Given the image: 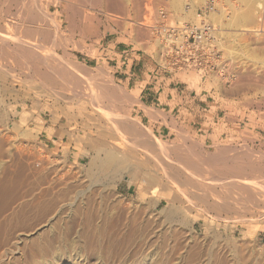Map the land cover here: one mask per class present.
<instances>
[{"label": "rangeland", "instance_id": "obj_1", "mask_svg": "<svg viewBox=\"0 0 264 264\" xmlns=\"http://www.w3.org/2000/svg\"><path fill=\"white\" fill-rule=\"evenodd\" d=\"M82 1H84V2H82ZM82 1L81 0H78V1L74 0V1H69V3L67 2L72 7V8L69 7L70 8L69 9L65 6V4H67L66 0H57V1L56 0L55 1L54 0H36V2H35V0H31V1L30 0H0V12H2L0 14V28H1V24H2L1 29H4L3 30L4 32L0 30V33L1 32L3 33V34H0V36H1L0 37L1 38L0 44L2 43L0 45V49H2L1 46L4 44L2 51L0 50V73H1L0 74V190H1L0 195L3 193L0 196V200H2V201H0V208H1L0 209V216H2V217H0L1 218L0 223L4 222V220L7 217L11 216L14 209L19 210L20 207H18V206H20V205L23 206L25 203L22 205V202L23 201L27 202V200H28L27 204H25L22 208V210H23L24 207L26 206L25 207L26 209H24V211H22V213H21V215L23 217L20 215L21 220L27 219L26 221H27L28 225L33 224V226H34V224H35L36 228L39 227L38 225H41L40 223L43 222L42 221L43 218L44 219L46 218V220H52L49 227H43L37 233L31 234L27 238L25 237L24 242L21 244L22 247L25 248L24 251L26 254H28L27 257L30 258L31 264H34V263H36V264H165L166 260H168V262H170L171 259L172 260L170 263L174 262V264H175V243L174 242L177 240L179 242L182 241L183 244L186 242L188 243V241L191 240L190 241L191 245L197 244V246L195 247V249H196L195 252L199 251V248H200L199 245L202 246V245H205V243H206V246L209 247L211 244H213L215 242L216 244L214 243L215 245L213 244L214 246L213 245L212 246L214 248L219 249V253L221 255H223L225 257V259H227L225 264H227V263L228 264H240L241 262H242L241 264H264V217H263L264 216L263 215L264 214V205H263L264 204V188H263L264 187V184H263L264 183V177H263V181L261 180L262 179L261 177L263 176L264 173L261 174V172L256 171L255 173H257V174H252L254 179H259V183H262L261 187H258L255 185V188H254V185L252 186V185L245 184L248 189L247 188H244V189L250 191L251 189L254 188L253 190H255V192L257 193L256 195H259V193H260V196H261V197L258 196L259 200H257L258 197L253 198L251 196L252 198L250 199V202H251L250 203L249 201H243L242 198H239V197L243 196L241 194H244L243 198L245 200H247V198L248 199L250 198V196L248 197V195H249L248 191L244 190L243 186L240 183H246L245 179L246 180H249V179L254 180L252 178V176L248 177V175H245V177L242 176L244 179L238 178L241 180H237L235 178H231V179L229 178V180H227V178L225 179V177H222L219 175V171H218L215 164L208 162L210 159H213V157L218 158L219 152H220V154H222V155H220V156H222L221 159H223L226 162L227 161L230 162V164H232V161L235 158L238 160L241 158V160H239V162L246 161V162H249L250 164H254V165H262V163H263L262 166H264V158H263L264 157V147H263L264 146L263 145L264 144V12H262L263 14H261V12L259 11L260 8H262V7L264 8V1L263 0H251V2L253 1L252 3L254 5V7H253V5H247L246 6L240 0H230V3L225 2L226 0H224V1L220 0L219 1V3H221L223 8L227 9V10L226 9L225 10L229 14V16H231L232 13L235 12V10H237V12H238V10H244L242 8H245V10H246V7H247L246 11H249V12L252 11L251 12L252 16L251 15L250 16H251V18H253L255 16L254 19H256V21L254 20V22L252 24L250 22L252 20L251 19L249 21L250 24L245 23L244 25H246V24L247 25L241 27L239 25L225 24V22L223 23L221 20L219 22V19L214 20L218 26L219 32L221 33V34L219 33L220 34V40L222 39L220 41V45L221 46L224 45L222 48L220 46L221 54H222V62H224V63H221L222 64L221 66L224 67V69H226V73L224 72V76H223L220 73V71L218 70L216 72L210 73L209 74L210 76L207 74L205 77H207L208 85L214 89L216 100L219 103L223 104V106H225V108L228 110V112H230L231 114L234 113L235 115H238L240 117V122L244 125V127L241 128L240 126H238L239 129H237V131L234 132V133H237V136L229 138L228 141H226V142H224V141L218 142L216 140L215 142L212 143V145H211V143H207V142L203 141V139H201V140L198 139L196 135H194L190 132H184V131H183V133L179 132L180 134L177 136H174V135H172V136L156 135L152 131V129L150 127H148L141 120L140 116L137 114L138 98L136 97V94L134 92H132L130 89H128L127 87H125L122 83H119L116 80L115 76L113 75L112 69L109 67L106 60H103V58H101L103 55L100 54V52L98 50V46H97L98 43L105 45L108 43V41H110L114 37L115 38L119 37L118 41L120 43L134 45L137 49H143L148 53H151V52L155 53L157 60L159 61V59H160V57H159L160 56V45L156 42V40H155L156 38H154L153 35L151 33H149L150 31H148V29L146 31V29L141 28L140 25H138V23L140 21H143V17H145L147 14V12L144 9V1L143 0H120V1L119 0L118 1L117 0H110V1L109 0L108 1L103 0L104 3L98 2L97 6L94 5V3L97 2L96 0H82ZM162 1L163 0H152V3L154 5H158ZM189 1L191 2V0H187V1L186 0H181V1L179 0V2L177 0H175V4H176L175 9H173L170 6L171 0L165 1L166 5H169L170 9L168 7L167 8H168L169 12L171 11L170 12L171 18L173 15L174 21H182V18L181 17L179 18L177 15H179L180 13H181L180 14L181 16L185 15V13L182 12L183 7H185V6L187 7V5L190 3ZM90 2H91V4H90ZM109 2H111V4H113V6ZM176 2H178V5ZM181 3L183 5H181ZM233 4L236 5V6L235 5L234 6H235V8L237 7V9L233 8L234 7ZM259 4H261V5H259ZM179 5H181L182 7ZM203 5H204L203 2L197 3L196 4V10L202 8ZM30 6H31V11H30ZM118 6H121V7L118 8ZM248 6H252L253 9L251 7H249L252 9V10L250 9L251 10L250 11ZM35 7L37 9L39 8L38 9V11H40V13L38 12L39 14H37V11H35L36 10ZM177 7H181V8H177ZM120 8H122V9H120ZM148 9L152 10L151 8H148ZM177 9H178V11H177ZM179 9H182V11ZM231 9H232V11H231ZM254 9L256 12L254 11ZM78 10L80 12H76ZM107 11H108V13H111L113 15L107 14ZM253 11H254V15H253ZM262 11H264V10H262ZM29 12H32V13H29ZM19 13H20V15H19ZM148 13L150 16L145 17V19L146 18L148 19L145 21H147L146 22L147 24L149 23V25H151L154 23V18L152 17L154 14L152 11L148 12ZM32 14L33 15L37 14V15L33 16ZM84 14H85V16H84ZM31 15L33 16V18L34 17H36V18H34V19L30 18L29 16H31ZM38 15H40V16H38ZM86 15H88V16H86ZM44 16L46 19H43ZM67 16H69L70 18H67ZM37 18L39 19V21L35 22V20H37ZM42 19L44 20V23H43V21H41ZM71 19H72V21H71ZM188 21H191V20L189 19ZM36 23L38 24V26ZM71 24L73 25L74 29H70ZM33 26L35 27V29ZM30 28L34 29L35 32H34V30H32ZM27 29H29V30L27 31ZM38 30H41V31H38ZM45 31L49 32L50 34L49 33L45 34ZM44 34H45V36H43ZM47 34H49V35H47ZM7 36L9 38V41L7 43H5ZM17 36H18V39H20V41L24 40V42L22 43V45L24 44L22 46L23 50H24V47H25V49L29 48L26 50H29L30 52L32 49L33 53L32 52L31 53L33 55H34V53H36L35 56L37 55V52H38L39 55H37L38 57L36 56L37 58L46 59L47 62H49L50 67H53L56 71L58 70L59 75H58V73H54L55 74L54 76L59 81L58 85L53 84V86H54L53 87L52 85L49 84L51 82L45 81L49 84L48 86H49L50 90L47 91L48 86H46L47 84H45L43 79H40V77L36 76L35 73L33 74V72L31 70H27L28 67L26 66V64H27L26 62H27V58H28L29 53L28 54L24 53V52L22 54L19 53V51L20 52H22V51H21V49H18ZM42 36L44 38L48 36L47 39H49V38L50 39L47 41V39L45 40ZM3 37H4V39H3L4 41L2 40ZM58 37L59 38L63 37L62 42H61L62 45L60 43L61 39H59ZM31 38H32V41H31ZM57 39H59V40H57ZM13 40H15V42ZM55 40H57L60 45ZM153 40H155V41H153ZM20 41H18V42H20ZM26 41H28V42H26ZM221 42L223 44H221ZM27 43H29V44H27ZM31 43L35 44L36 48ZM75 43H77V44H75ZM144 44H145V46H144ZM5 45L8 48H6ZM10 45L13 47H9ZM29 45L31 46V48ZM45 45H48V46L45 47ZM242 45H243V47H242ZM40 46H42V48L44 50L43 49L41 50ZM50 46H52V47L48 48ZM248 46H249V48H248ZM72 47H74V48H72ZM14 48H15L16 52L14 51ZM45 48L47 51L50 49L49 53L53 50L54 51L51 52L52 54L51 53L49 54L47 51H45ZM5 49H6V52H4ZM7 51L11 52V53H9L10 55L7 53ZM1 52L5 53V54H1ZM41 53L43 55H41ZM15 54H17V56ZM13 55H15L17 58H15ZM21 55H24V57L26 58V59L24 58L26 60V62L24 60H22L23 56L21 57ZM40 55L42 58L39 57ZM50 55H52V56H50ZM223 55L225 56V58ZM4 56H5V58H4ZM18 56L20 57L21 60H18V58H19ZM49 56L52 59V61L55 57L54 60L59 58L58 61H60V60L62 61V59H63V60H65V62L64 63H63V61L58 62L57 60H56L57 62L56 61L52 62L51 59H49ZM9 57H11V58H9ZM1 58H2V61H1ZM6 58H7V60L5 62L4 60ZM14 58L19 62H17ZM9 59H11V60H9ZM223 60H225V61H223ZM7 61L8 62L12 61V62L8 63ZM15 61L17 62V65H16ZM20 61H23V64L25 66L22 63H20ZM18 63L20 64V66L18 65ZM60 63H62V64H60ZM66 63H68V64H66ZM21 65L24 67L21 68ZM1 66H3V67L1 68ZM40 66H43V65L40 64ZM68 66L70 68L72 66V69L74 71V72L73 71L72 72H73V75L75 74V77L72 76V72H71L72 69L70 70V68H68ZM73 66L76 68H73ZM233 67H235V68H233ZM20 68H21V70H20ZM24 68H26V69H24ZM5 69H7L8 71L11 70L10 71L11 77H10V73H8V71H6ZM231 69L234 72H232ZM43 70H45V67L43 68ZM236 70H238V71H236ZM23 71H25L24 75L23 74L21 75V73H23ZM26 71H28V73L31 75L26 73ZM62 71H65V72L62 73ZM79 71H81V72H79ZM4 72H5V74H4ZM6 74H8L9 76ZM12 74L14 75V77L16 76L15 79H14ZM1 75H4V76L6 75L7 76L6 79L4 76H1ZM61 75H62V78L60 79ZM65 75L68 77L66 78ZM190 75L193 77L194 81H197L201 78V76H200L201 74L199 75V73L192 71V70L190 71ZM197 75H199V76H197ZM214 75H215L216 79H215ZM217 75H218V77H217ZM225 75H227L228 78L225 77ZM237 75L239 76V79L241 81L237 78L238 77ZM20 76H22L20 78V79H22L21 81L17 78ZM243 76H244V78H243ZM86 77H87V80H85ZM246 77H249V78L247 79ZM26 78L27 79L30 78L28 80H31V84H30V82H28V80ZM32 78H33V80H32ZM217 78H220L221 80L217 79ZM226 78H227V80H226ZM232 78H234V79H232ZM25 79L27 81H25ZM65 79H66V81H65ZM235 79H236V83H235ZM38 80H40V81H38ZM233 81L235 84L233 83ZM34 82H35V85L33 84ZM41 82H42V84H41ZM66 82H67V84H66ZM41 85L43 87L45 85V87L42 88ZM92 85H93V88H92ZM40 86L42 89L47 88V89H45L46 91L41 90ZM230 86H232V87H230ZM52 87H53V89H52ZM90 87H91V89H90ZM57 89L61 93H59L57 91ZM73 89H75V90H73ZM94 89H97V90L94 91ZM10 90H14L15 92L10 91ZM49 91H51V92H49ZM64 91H65V93H64ZM56 92H58L61 95V97H58V98L54 97V95L57 94ZM71 92L73 95L71 94ZM52 93H54V95ZM59 94H57V95L59 96ZM93 94L94 95L96 94L97 96L100 94L98 96V101L96 98L97 96L95 95V98H96L95 99ZM101 94H102V96H101ZM75 95L77 98H74ZM48 96H52V97H48ZM72 96H74V97H72ZM103 96H104V100H103ZM106 96H107V98L105 99ZM100 97H102L101 98L102 100H100ZM73 98H74V100H73ZM125 98H127V99H125ZM65 99H67V100H65ZM89 99H91V100H89ZM107 99H111L110 100L111 102L109 103V100H107ZM115 99L117 100V102ZM77 100H79V101H77ZM99 100L101 103L103 101V103H105V104H103V103L101 104L99 102ZM112 100L113 101L115 100V102H112ZM90 101H92V102H90ZM86 102H87V104H86ZM92 104H94V105H92ZM69 105L70 106L72 105V106L70 107ZM75 105H77V106H75ZM92 106L93 107L97 106V107H94L95 109L101 107L100 109L101 110L104 109V110H103V112L99 109L95 110ZM106 107H107V109H110V110L105 109ZM69 108H70V110H69ZM79 108H80V110H79ZM97 110H99L101 112H96ZM105 110H106V113H105ZM111 110H115V111L110 112ZM40 113H43L44 118L53 117V119L58 122V124L61 128H65V130H69V131L73 132V135L75 133L74 137H75V141H76V145H77L76 149H78V151L82 155V160L80 162L74 161L72 158H70L68 156V154L66 152H61L58 150L55 151L54 149H51L49 146H47L45 140L42 139V137L38 135V133H36L35 131L30 129L28 120L31 119L33 116H38ZM99 113H101V114H99ZM103 113H105V114H103ZM108 114H109V116H108ZM105 119L108 121H106ZM141 131H142V133H141ZM145 133L147 134L143 138V139H146L145 142L140 143L139 141H137L136 136L140 135V134L144 135ZM147 136H149L150 138H148ZM186 137H188V138H186ZM184 138H186V140ZM149 139L150 140L152 139L151 142ZM159 139H161V140H159ZM154 140H156V141H154ZM135 141L137 143H135ZM153 141L154 142L158 141L157 142L158 145H157V143H154ZM159 142L161 143V145L162 144L163 145L165 144V145L164 146L162 145V148H161L159 145ZM129 143H130V145H129ZM132 143L135 145H133ZM150 143L153 147L150 146ZM140 144H142V145H140ZM146 144H149V146L147 147ZM172 144H174L175 146ZM213 144H215V145H213ZM115 145L118 148H116ZM127 145L131 146V147H128ZM176 145L179 146L180 148L178 149V147H177V149H174V148H176ZM194 145H196V146H194ZM216 145L219 147H215ZM98 146L99 147L101 146L102 148L99 149ZM111 146H112V148H111ZM188 146L190 147V149ZM199 147H200V151L204 150V151H201L202 153L205 154L203 156L206 157L207 159L209 158V160L207 162H206L207 159L201 155V153L199 151ZM158 148L161 150H159ZM192 148H195V149L197 148L196 150L199 153V154H197L196 150L194 151V149H193L192 153H193V155H195L194 157L198 158L197 161L206 162L204 167H206L209 164L210 165L208 167H206L205 170H204V168L203 169L202 168L201 169L196 168L193 170L189 168V170H187V173H186V171L185 172L183 171L184 173L183 172L180 173V175H182L181 177L180 176L177 177L175 175L174 179L177 180V182H176V180L171 179L173 177H171L172 173L170 171L175 169V168L179 169V171L183 170L182 165L180 163H178V159H181V158L187 159L188 157H189V159L194 158L191 152H190L191 156H189L187 154V152L192 151ZM136 149L138 151H136ZM145 149H147V150H145ZM180 149H181V151H180ZM247 149L249 151L246 152ZM100 150H101L100 155H103V152L105 150H113V151H117L116 153L120 157H127L129 154V156L131 155L130 157H132V159H134V160L140 158L141 160L146 161V159L148 158V161H149V159H151L150 161L152 164H150V161L149 162L146 161L148 164V166H147L148 169L152 168L154 166L153 164L157 165L158 161H160L159 164H161V162H162L165 166H167V168H166V167H163L164 165L163 166H162V164L160 165V167H162V169L163 168L166 169V174L169 176V178L165 176L166 174L163 175L164 173H161L159 175V178H158V176L153 175L152 171L150 172V170H148V169H147V172L149 171V173L147 175H144L143 177L142 176H135L133 178L130 177V179H129L127 173H124L121 175L119 173L118 174L116 173V175L115 174L111 175L110 173H108L106 175L102 174L100 176L98 175V176L94 177L90 174V172L88 171V168H87L88 164H89V155L96 152V151L99 153ZM174 150H176V151H174ZM177 150H179V151L177 152ZM227 150H228L229 154L227 153ZM149 151L154 152V154L149 152ZM170 151H171V153H170ZM255 151L256 152L258 151V152L255 153ZM174 152H175V154H174ZM184 152H186V153L184 154ZM194 152L197 155L194 154ZM213 152H215L216 155ZM225 152L227 153V155ZM124 153H127V155ZM145 153H147V154H145ZM157 153L159 154V156L157 155V157H159V159L155 158L156 161L158 160L155 163L153 155L156 156ZM162 153H163V155H162ZM182 153L184 154L183 155L184 157L182 156ZM209 153H210V156L212 158H210V156L206 155ZM239 153H241L240 156H238ZM166 154H167V157H166ZM186 154H187V156H186ZM248 154L250 156H248ZM255 154H256L257 159H256V157H254ZM257 154H259V155H257ZM140 155L142 157H144V159H142ZM199 155H201V156H199ZM160 156H161V159H160ZM162 156H163V158H162ZM168 156H169V158H172V159H170L171 161L167 162V160H169ZM197 156H199V157H197ZM220 156H219V158H220ZM200 157H203L204 160H202L203 158H201V160H199ZM233 157H234V159H233ZM260 157H262V159ZM165 158L167 160H164ZM176 158H177V160H176ZM127 159L129 160V158H127ZM161 160H163V161H161ZM173 160H175V161H173ZM191 160L194 161L196 159L194 158ZM262 160H263V162H262ZM170 162L174 165L173 168H172V164H171V167L168 166L170 164ZM204 162H203V164H204ZM159 164H158V166H159ZM211 164H213V165L211 166ZM213 166H215L216 169H214ZM179 167H181L182 170ZM211 167H213L212 169L217 170L218 173L215 172L214 170L213 171L210 170ZM169 168L170 169L172 168V169L170 170ZM208 168H210V169H208ZM168 169L170 170L169 172L171 173V175L167 171ZM195 170H197L198 172ZM124 171H127V168L124 169ZM188 171H189V173H188ZM193 172H195L196 174ZM192 173H193V175H192ZM109 174H110V177H109ZM187 174H189V175H187ZM197 174L198 175L202 174L203 176L201 175L202 176L201 177L199 175L200 176L199 177ZM194 175H197V176H194ZM254 175H257V176H254ZM112 176H113V178H115L117 176L116 178H118V179H112L111 178ZM148 176H155L156 180H157V178L159 179L153 183L151 182V184L153 186L150 185V183H148V185L150 186V189H149L148 185L146 184L149 181ZM161 176H162V179L160 178ZM186 176H187V178H186ZM146 177H147V179H146ZM191 177H193V179L195 181ZM195 177L197 178V181L200 178L201 179L207 178L206 181L207 180H208V182L210 181L211 184L210 183L206 184L208 182H204L205 180H203V179H202L203 183H202L201 179H200L201 182L198 181V182H200V183H198L196 181ZM208 177L210 180L208 179ZM221 177H222L221 181L218 182V180ZM120 178L122 180H120ZM166 178L170 179L168 181H171L170 183L172 185H170V184L168 185L169 182L167 181ZM181 178L184 181H181ZM185 178H186V180H185ZM188 178H189V180H188ZM190 178L192 180V184H193V181H194V183L197 182V184H200V185H201V183L206 184V185H202V186H205L206 189L204 187L203 188L200 187V185L199 186L196 185V183L193 184L195 187V188H193L192 184L190 183ZM212 178H213V180L215 179L214 180L215 182L213 180H211ZM48 179H49V181H48ZM57 179H59V180L57 181ZM128 179L134 180L138 186V189L142 190V196L141 197L139 196L138 198H133L130 196H126L119 190V184L123 183L124 181H127ZM232 179L234 180V182L232 181L233 183L230 181ZM3 180H4V182H3ZM61 180H63V182L64 181H66V182L63 183ZM106 180H108V181H106ZM142 181H145L146 185H143L144 182H142ZM160 181L162 183H164L166 185V187ZM172 181H175V182H172ZM211 181H213V182H211ZM241 181H243V182H241ZM59 182H61L63 185ZM79 182L81 184H79ZM158 182H160L161 184ZM185 182H187V183H185ZM212 183H214V184H212ZM222 183H224V184H222ZM234 183H235V185H238L240 188L238 189V186H236V189H235ZM60 184H61V186H60ZM83 184H84V186H82ZM226 184L227 185L229 184L228 185L229 191H227L228 189L224 187ZM239 184L242 186V188ZM157 185L158 186L160 185L159 186L160 188L158 187V189H156ZM186 185H188V186H186ZM211 185L212 186L214 185L215 187L212 189ZM227 185H226V187H227ZM230 185H232V186H230ZM54 186H55V188H54ZM154 186L156 187L155 189H154ZM250 186H252L253 188ZM142 187H144V188H142ZM230 187H232L231 188L232 190H230ZM2 188H4V189H2ZM51 188H53V189L51 190ZM209 188H210V190H209ZM258 188H260V189H258ZM8 189H9V191H8ZM87 189H89V190H87ZM184 189H185V191H184ZM186 189L188 191H186ZM202 189L208 190V192L211 191V189H212L213 191H215V192H213V191L211 192V194L213 193V195L215 193H217V195L208 196V198H209L208 200L212 204H214L215 201H216L215 202V204H216L217 201L219 200L218 197L221 196V194H219V193L223 192L222 196H221V197H223L224 195H226L225 190L227 192H231L230 201L232 203H230L231 205L229 204L230 206L226 205L225 207H228V208H226V209L224 208L221 211V212H223V213H221L223 220L222 219L219 220L218 225L215 226L218 230L216 228L213 229L217 233L218 238L212 239L211 234H207L205 232L203 222L201 220H197V221L194 220V217H196V215H194V214L189 213L190 214L189 215L188 213L187 214L185 213V215H187V217L184 216L185 218L188 219V222H189V224L191 223V225L186 226L183 223V221H181V220L180 221L177 220L175 222V219L173 218V215H172L173 212L170 211V208H169L170 206L171 207L173 206L172 208L175 209L176 204L177 205L179 204L181 206V208L185 205H186L185 208L190 206L194 201H196L197 198H195V197H201L203 195L202 192L205 190L202 191ZM222 189H224V190H222ZM233 189L235 191H233ZM242 189H243V191H242ZM63 190H65V191L67 190L66 192L69 191L68 194L66 193V195H64L65 191L63 192ZM153 190H155V191L153 192ZM191 190H193L194 192ZM217 190H219V192ZM220 190L222 192H220ZM49 191L51 192L50 194H49ZM182 191L184 193H182ZM244 191L247 193H245ZM9 192H11L12 194ZM47 192H48V194H47ZM62 192H63V194H61ZM83 192L88 193V194L92 193V195L94 196L93 198L96 199V201L92 198L91 199L92 202H91V200H89L87 203L86 199H85L86 203H85V200L83 202L82 201L80 202V200L76 199L75 194L78 195V194L83 193ZM192 192H193V194H192ZM239 192H241V193L239 194ZM252 192H254V191H252ZM55 193H57V194H55ZM69 193L71 195H69ZM174 193L179 194V196H177L176 194H175V196H177L178 198H181L182 202L181 201L179 202L180 199L178 201H175V199H173ZM186 193L189 194V195H187V196H189V199H187L185 197ZM195 193H196V195H195ZM197 193H198V195H197ZM43 194H45V195L43 196ZM32 195L34 196V198H30V197H33ZM48 195L49 196L51 195L50 197H52V199L49 197H46ZM54 195H57L58 199L59 198L61 199V198H63V196L64 197L66 196V198L69 197V198H67V200L70 201L73 198V202L75 200L76 201L73 203L72 200L69 202L66 200V198H63L64 201L66 200L65 203H62L63 200L61 199L62 202H60V201L56 202L57 204L61 203V205H57V204H55V201H57L58 199H55L56 196H54ZM59 195L62 197H60ZM235 195H236V197H235ZM15 196L17 197V199ZM35 196L37 197L36 199H35ZM38 196L39 197L42 196V197H40V200L38 199L39 198ZM160 196L164 197L165 200L162 204L157 206L152 201H154L153 199H158ZM253 196H255V195L253 194ZM9 197H10V199H9ZM45 197L47 199H49L50 201L49 200L47 201ZM53 197H54L55 201H53L54 200ZM190 197L191 198L193 197V198L191 199ZM21 198H22V200H21ZM23 198H24V200H23ZM213 198H214V200H213ZM232 198H234V200H232ZM236 198H237V200H236ZM190 199L192 201H190ZM215 199H217V200H215ZM239 199H240V201H238ZM252 199H253V201H252ZM260 199L262 202L260 201ZM31 200L35 201V202L33 201L34 205H33V202ZM198 200L199 199H197V202H198ZM235 200L237 201L236 203H235ZM254 200L259 202L260 204L257 203L258 204L257 205ZM241 201H243V205H241L242 204ZM40 202L41 203L42 202H45V203L49 202L50 205H49V203H47V205L43 203V205L41 206ZM173 202H175V204H173ZM197 202H194L195 204L194 203L192 204V206L195 209L196 208L198 209L199 207L204 206V203H202V200L201 201L199 200L198 203ZM239 202H241V204H239L241 207L237 204ZM245 202H248L247 205H249L250 207H252V205H250V204H253L255 202L254 204L258 207H255V205H253L255 207V208L253 207V209H255L256 211L253 210L254 212L253 211L250 212V210H252V208L250 209L249 207H247ZM18 203H20V204H18ZM51 203H53L57 206V207H55V205H52L56 208V210H54L55 209L54 207H52V209L50 208ZM82 203H83V205L81 206ZM234 203L236 204V206L234 205ZM244 203L246 205L245 207H244ZM31 204L33 205V207L36 206L35 208H39V210L35 209V211H34V208H31L32 207ZM64 204H65V206H64ZM89 204H90V207H89ZM196 204H198L200 206L198 207V205L196 206ZM201 204H202V206H201ZM11 205H13V206H11ZM27 205H30V207ZM37 205L38 206L40 205L41 207H46V206L48 207V205H49V207L42 209L40 206L38 207ZM75 205H77V207L80 206L79 208L82 207L83 209L81 208L79 211V208L74 207ZM233 206L236 208H234ZM237 206H238V208H237ZM66 207L69 209L67 210ZM243 207L245 210L243 209ZM29 208H31V209H29ZM63 208L66 210H64ZM239 208L241 209V212H240ZM246 208H248V209L246 210ZM257 208L259 209V211L257 210ZM44 209L45 210L49 209V210L44 211ZM50 209L53 210L54 213L55 212L56 213L52 214ZM73 209H77V210H73ZM165 209H167V210H165ZM230 209H231V211H230ZM236 209H237V212H236ZM242 210H244L245 213L247 212L246 217H248V219L251 218L250 215L251 216L253 215L252 216L253 219L251 218L252 221L248 220V219L245 220L246 217H244L245 214ZM141 212H143V213L141 214ZM225 212L228 213L227 216H226ZM50 213H51V215H50ZM237 213L239 214V217H238V215L236 217ZM250 213H252V214H250ZM48 214L50 215V217ZM229 214H232V215H229ZM260 215H263V216H260ZM225 216H226V219H225ZM230 216L231 217L233 216L232 217L233 219H231ZM110 217H111V219H110ZM184 217H181V218L183 219ZM234 217L238 218L239 221H238V219H235ZM22 218H24V219H22ZM227 218L228 219L230 218V220H228ZM88 220H90V221H88ZM233 220H236V221H233ZM44 222H45V220H44ZM192 224L193 225L195 224L194 225L195 230H193ZM0 226H1V224H0ZM29 226H32V225H29ZM98 230L100 231V233ZM144 230H145V232H144ZM252 230H254L255 233ZM111 231L113 234L111 233ZM251 231H252V233H251ZM44 232L46 233V236H45ZM209 233H212V231H210ZM47 234H49V235H47ZM90 235H92V236H90ZM227 235H228V237H227ZM32 239H33V241L36 239V241H34L35 243L38 241L36 243V245L38 244V246H37L38 249L37 248H36V250L34 249V252H33V248H35L36 245H33L35 243L32 241ZM227 239H228V242H227ZM229 240L230 241L232 240V242L236 240L237 243L235 241L234 242L235 244H234V243L230 242ZM31 241L33 242V244ZM211 241H212V243H211ZM45 242H46V244H44ZM90 242H91V244H90ZM207 242H208L209 246L207 245ZM24 243H25V245H24ZM128 243H129V245H128ZM222 243H225V244L222 245ZM26 244H27V246H26ZM39 244H41V245H39ZM226 244H227V247H226ZM126 245H127V247L125 248ZM41 246H44V247L47 246L50 249L46 248L47 251L45 249L39 251V249H40L39 247H41ZM232 248H233V250H232ZM234 248H237V249H234ZM57 249H59V251H57ZM104 249H105V251H104ZM134 249H135V251H134ZM48 250H49V252H48ZM114 250H115V252H114ZM180 250H178V253L182 252L181 254H183V255L186 254V251H185L186 248L182 249L183 251L182 250L180 251ZM238 250H239V252H238ZM43 252H45V254ZM47 252H48V254H46ZM235 252H238V253H235ZM42 253H43V255H47L49 257V258L46 256L44 257V258H46L47 263L42 262V260H43V256L41 257ZM133 253H135V254H133ZM205 253H206V251H205ZM150 254L152 255L151 259H149V257L151 256ZM235 255H236V257H235ZM205 256H207V255L202 254L199 256L196 253H194L191 256L189 263L187 262V263H181V264H205L209 260V257L208 256L205 257ZM32 257L35 259H33ZM230 257L232 259H230ZM251 257H252V259H251ZM255 257H257V258H255ZM241 258H243V259H241ZM47 259H48V261H47ZM206 259H208V260H206ZM229 259L232 261H230ZM249 259H251V260H249ZM35 260H37V261H35ZM236 260H238V261L236 262ZM245 260L246 261L248 260V261L246 262ZM32 261H33V263H32Z\"/></svg>", "mask_w": 264, "mask_h": 264}, {"label": "bare ground", "instance_id": "obj_2", "mask_svg": "<svg viewBox=\"0 0 264 264\" xmlns=\"http://www.w3.org/2000/svg\"><path fill=\"white\" fill-rule=\"evenodd\" d=\"M31 1V0H30ZM55 1V0H54ZM57 1V0H56ZM69 1H74V0H66V3L68 2L69 3ZM75 1H78V0H75ZM82 1V0H81ZM97 1V2H96ZM95 2L96 3H94V5H96L97 6V4H98V2H102V3H104L103 2V0H96ZM108 1V0H107ZM106 1V2H107ZM110 1V0H109ZM118 1V0H117ZM120 1V0H119ZM178 2H179V0H177ZM181 1V0H180ZM187 1V0H186ZM220 1V0H219ZM224 1V0H223ZM229 1V2H228ZM240 1H242V3L243 4H245L246 6L247 5H253V1L251 2V0H240ZM264 1V0H263ZM35 2H36V0H35ZM49 2V1H48ZM82 2H84V1H82ZM178 2H176L177 3V5H178ZM190 2V1H189ZM200 2H203L204 4L207 2V0H191V2L187 5V7L185 6V7H183V11H182V9H179V10H181L182 12H184L185 13V15H183V16H181L180 14L179 15H177L179 18L181 17L182 18V21H188L189 19L192 21V22H194V21H196V15H197V10H196V4L197 3H200ZM222 2V1H221ZM225 2H227V3H230V0H226ZM65 4V6L67 7V8H69V7H71L69 4ZM77 3V2H76ZM110 4H111V2H109ZM113 3V2H112ZM186 3V2H185ZM252 3V4H251ZM261 3V2H260ZM3 4V3H2ZM19 4V3H18ZM36 4V3H35ZM34 4V5H35ZM71 4V3H70ZM90 4H91V2H90ZM108 4V3H107ZM109 4V5H110ZM75 5V4H74ZM93 5V4H92ZM112 6H113V4H111ZM181 5H183L182 3H181ZM181 5H179V6H181ZM229 5V4H228ZM235 4H233V6H234ZM259 5H261V4H259ZM37 6V5H36ZM102 6V5H101ZM111 6V7H112ZM168 8H169V5H166ZM173 9H175L176 7V4H175V0H171V5H170ZM232 6V7H233ZM236 6V5H235ZM235 6L233 7L234 9H237V7L235 8ZM16 7V6H15ZM18 7V6H17ZM21 7V6H20ZM34 7V6H33ZM32 7V8H33ZM76 7V6H75ZM104 7V6H103ZM119 7H121V6H118V8ZM182 7V6H181ZM181 7H177V8H181ZM198 7V6H197ZM230 7V6H229ZM249 7H251L252 8V6H248V8ZM253 7H254V5H253ZM259 7V6H258ZM72 8V7H71ZM110 8V7H109ZM200 8V7H199ZM231 8V7H230ZM239 8V7H238ZM251 8H249V10L251 9ZM35 11H37V14H39L40 13V11H38V9L35 7ZM70 9V8H69ZM80 9V8H79ZM98 9V8H97ZM120 9H122V8H120ZM170 9V8H169ZM226 9V8H225ZM224 8H223V6L221 5V3H217V4H215V5H213L212 7H211V9H210V12L209 13H207V20H209V21H214V20H218L219 19V22H220V20L224 23L225 22V24H228V25H239V26H246V25H244L245 23H249L250 24V22L253 24V22H254V20L256 21V19H254V17L253 18H251V10L253 9H251L250 11L251 12H249V11H246L247 10V7H246V10H245V8H242V9H244V10H238V12H237V10H235V12L234 13H232V15L231 16H229V14L226 12V10H225ZM264 10V8L262 7V8H260V12H261V14H263L262 12H264V11H262V10ZM9 10V9H8ZM24 10V9H23ZM76 10V9H75ZM82 10V9H81ZM110 10V9H109ZM30 11H31V6H30ZM73 11V10H72ZM152 10H150V12H151ZM177 11H178V9H177ZM231 11H232V9H231ZM254 11H255V9H254ZM254 11H253V15H254ZM21 12V11H20ZM23 12V11H22ZM33 12V11H32ZM32 12H29V13H32ZM39 12V13H38ZM42 12V11H41ZM76 12H80L79 10L78 11H76ZM153 12V11H152ZM171 12V11H170ZM256 12V11H255ZM2 12H0V14H1ZM36 14V15H37ZM77 14V13H76ZM81 14V13H80ZM83 14V13H82ZM107 14H109V15H113V14H111V13H108V11H107ZM174 14V13H173ZM260 14V13H259ZM260 14V15H261ZM19 15H20V13H19ZM33 15V14H32ZM29 16L30 18H33V16L35 15H33V16ZM35 15V16H36ZM42 15V14H41ZM73 15V14H72ZM71 15V16H72ZM251 15V16H250ZM259 15V16H260ZM3 16V15H2ZM11 16V15H10ZM38 16H40V15H38ZM77 16V15H76ZM84 16H85V14H84ZM86 16H88V15H86ZM152 16V15H151ZM175 16V15H174ZM42 17V16H41ZM74 17V16H73ZM93 17V16H92ZM153 18H154V15L152 16ZM34 18H36V17H34ZM33 18V19H34ZM67 18H70L69 16H67ZM83 18V17H82ZM151 18V17H150ZM149 18V19H150ZM32 19V20H33ZM43 19H46L45 18V16H44V18ZM41 20V21H43V23H44V20ZM90 19V18H89ZM172 19H173V21H174V17H173V15H172ZM252 19V20H251ZM51 20V19H50ZM145 20H148L147 18L145 19ZM151 20V19H150ZM251 20V21H250ZM31 21V20H30ZM36 21H39V19L37 18V20H35V22ZM71 21H72V19H71ZM75 21V20H74ZM248 21V22H247ZM250 21V22H249ZM147 21H145V23H146ZM55 23V22H54ZM76 23V22H75ZM81 23V22H80ZM256 23V22H255ZM254 23V24H255ZM258 23V22H257ZM37 24V23H36ZM53 24V23H52ZM56 24V23H55ZM54 24V25H55ZM149 24V23H148ZM5 25V24H4ZM53 25V26H54ZM57 25V24H56ZM152 25V24H151ZM256 25V24H255ZM36 26V25H35ZM37 26H38V24H37ZM47 26V25H46ZM45 26V27H46ZM71 26V28L70 29H74L73 28V25L71 24L70 25ZM251 26V25H250ZM5 27V26H4ZM34 27V26H33ZM43 27V26H42ZM48 27V26H47ZM46 27V28H47ZM55 27V26H54ZM1 28H2V24H1ZM0 28V30L1 31H3L4 29H1ZM6 28V27H5ZM37 28V27H36ZM41 28V27H40ZM30 29H32V28H30ZM34 29H35V27H34ZM34 29H32V30H34ZM80 29V28H79ZM29 29H27V31H28ZM42 30V29H41ZM41 30H38V31H41ZM45 30V29H44ZM55 30V29H54ZM147 31V30H146ZM149 31V30H148ZM4 32V31H3ZM34 32H35V30H34ZM44 32V31H43ZM42 32V33H43ZM80 32V31H79ZM32 33V32H31ZM46 33H49V32H46L45 31V34ZM149 33H151V32H149ZM0 34H3L2 32L0 33ZM45 34L43 35V36H45ZM50 34V33H49ZM49 34H47V35H49ZM221 34V33H220ZM16 35V34H15ZM14 35V36H15ZM32 35V34H31ZM151 35V34H150ZM3 36V35H2ZM42 36V37H43ZM1 37V36H0ZM32 37V36H31ZM50 37V36H49ZM146 37V36H145ZM154 37V36H153ZM7 38H8V36H7ZM6 38V42L5 43H7L8 41H9V38L7 39ZM21 38V37H20ZM44 38V37H43ZM48 38V36L47 37H45L44 39L46 40ZM59 38V37H58ZM222 38V37H221ZM1 39V38H0ZM4 39V37L2 38V40ZM17 39H18V36H17ZM24 39V38H23ZM50 39V38H49ZM49 39H47V41L49 40ZM59 39H61L60 40V43L62 42V39H63V37L62 38H59ZM59 39H57V40H59ZM65 39V38H64ZM154 39V38H153ZM12 40V39H11ZM16 40V39H15ZM15 40H13L14 42H15ZM57 40H55L58 44H59V42L57 41ZM156 40V39H155ZM155 40H153V41H155ZM222 40V39H221ZM220 40V41H221ZM4 41V40H3ZM18 41H20V39H18ZM17 41V45H18V49H21V51L22 52H20L19 51V53L20 54H22L23 52L24 53H29L28 54V58H27V62H26V58L24 57V55H21V57L23 56V59L22 60H24L27 64H26V66L28 67V69L27 70H31L32 72H33V74L35 73L36 74V76H39L40 77V79H43V81L45 82V81H48V82H51V83H49L50 85H52L53 86V84L55 85V84H59V81L56 79V77L54 76L55 74L54 73H58V70L56 71L53 67H50L49 65V62H47V60L46 59H40V58H37L38 56L37 55H39L38 54V52H37V57L35 56V54L36 53H34V55L32 54L33 52H32V49H31V52L29 51V50H26V49H29V48H26L25 49V47H24V50L22 49L23 47V45H22V43L24 42V40L21 42H18ZM31 41H32V38H31ZM39 41V40H38ZM66 41V40H65ZM2 42V41H1ZM26 42H28V41H26ZM34 42V41H33ZM51 42V41H50ZM147 42V41H146ZM38 43V42H37ZM72 43V42H71ZM148 43V42H147ZM2 44V43H1ZM0 44V45H1ZM11 44V43H10ZM26 44V43H25ZM27 44H29V43H27ZM32 44V43H31ZM30 44V45H31ZM39 44V43H38ZM37 44V45H38ZM64 44V43H63ZM75 44H77V43H75ZM155 44V43H154ZM221 44H223L222 42H221ZM16 45V44H15ZM29 45V46H30ZM35 48H36V45L35 44H32ZM50 45V44H49ZM60 45V44H59ZM61 45H62V43H61ZM3 46H4V44L1 46V48L3 49ZM8 46V45H7ZM39 46V45H38ZM46 46H48V45H45V47ZM78 46V45H77ZM144 46H145V44H144ZM221 46V45H220ZM224 45H222L221 46V48L223 47ZM5 47H6V45H5ZM4 47V48H5ZM9 47H13V46H9ZM28 47V46H27ZM52 46H50V47H48V48H51ZM242 47H243V45H242ZM6 48H8V47H6ZM30 48H31V46H30ZM34 48V49H35ZM40 48H41V50L43 49L42 48V46H40ZM47 48V49H48ZM72 48H74V47H72ZM220 48V49H221ZM248 48H249V46H248ZM2 49H0L1 51H2ZM12 49V48H11ZM17 49V50H18ZM38 49V48H37ZM245 49V48H244ZM40 50V49H39ZM44 50V49H43ZM50 50V49H49ZM49 50L47 51L46 50V48H45V51H47L48 53H49ZM53 50V49H52ZM238 50V49H237ZM14 51L16 52V50H15V48H14ZM54 51V50H53ZM53 51H51V52H53ZM232 51V50H231ZM4 52H6V49H5V51ZM36 52V51H35ZM50 52V53H51ZM159 52V51H158ZM7 53L9 54V53H11L10 51H7ZM14 53V52H13ZM12 53V54H13ZM44 53V52H43ZM46 53V52H45ZM49 53V54H50ZM1 54H5V53H3V52H1ZM47 54V53H46ZM52 54V53H51ZM54 54V53H53ZM10 55V54H9ZM16 56H17V54H15ZM15 55H13L15 58H17ZM41 55H43L42 53H41ZM41 55L39 56V57H41ZM12 56V55H11ZM20 56V55H19ZM18 56V57H19ZM46 56V55H45ZM48 56V55H47ZM50 56H52V55H50ZM50 56H49V59H51L50 58ZM58 56V55H57ZM56 56V57H57ZM224 56V55H223ZM44 57V56H43ZM60 57V56H59ZM232 57V56H231ZM4 58H5V56H4ZM9 58H11V57H9ZM14 58V59H15ZM25 58V59H24ZM42 58V57H41ZM45 58V57H44ZM53 58V57H52ZM61 58V57H60ZM224 58H225V56H224ZM13 59V60H14ZM48 59V58H47ZM54 59H55V57H54ZM53 59V61H58V59H56V60H54ZM6 60H7V58L4 60L5 62H6ZM9 60H11V59H9ZM16 60V59H15ZM18 60H21L20 59V57L18 58ZM40 60V61H39ZM237 60V59H236ZM1 61H2V58H1ZM17 61V60H16ZM15 61V62H16ZM51 61H52V59H51ZM52 61V62H53ZM56 61V62H57ZM61 61V60H60ZM60 61H58V62H60ZM62 61H63V63L65 62V60H63L62 59ZM61 61V62H62ZM223 61H225V60H223ZM8 62V61H7ZM10 62V61H9ZM8 62V63H9ZM12 62V61H11ZM10 62V63H11ZM17 62H19V61H17ZM17 62H16V65H17ZM222 62V61H221ZM14 63V62H13ZM20 63H22L23 64V61H20ZM222 63H224V62H222ZM6 64V63H5ZM40 64H42L43 66H40ZM59 64V63H58ZM60 64H62V63H60ZM66 64H68V63H66ZM18 65L20 66V64L18 63ZM24 65V64H23ZM64 65V64H63ZM222 65V64H221ZM25 66V65H24ZM24 66H22L21 65V68L22 67H24ZM58 66V65H57ZM232 66V65H231ZM3 66H1V68H2ZM11 67V66H10ZM17 67V66H16ZM45 67V70H43V68ZM7 68V67H6ZM14 68V67H13ZM21 68H20V70H21ZM68 68H70L69 66H68ZM73 68H76V67H74L73 66ZM224 68V67H223ZM232 68V67H231ZM233 68H235V67H233ZM4 69V68H3ZM8 69V68H7ZM7 69H5L6 71H8ZM11 69V68H10ZM24 69H26V68H24ZM72 69V66H71V68H70V70ZM228 69V68H227ZM77 70V69H76ZM229 70V69H228ZM235 70V69H234ZM10 71L11 70H9L8 71V73H10ZM60 71V70H59ZM73 71V69L71 70V72ZM78 71V70H77ZM231 71H232V69H231ZM236 71H238V70H236ZM24 72L25 71H23V73H21V75L23 74L24 75ZM61 72V71H60ZM65 71H62V73H64ZM74 72V71H73ZM73 72H72V76H74L75 77V74L73 75ZM79 72H81V71H79ZM87 72V71H86ZM232 72H234V71H232ZM3 73V72H2ZM26 73H28V71H26ZM25 73V74H26ZM226 73V72H225ZM231 73V72H230ZM1 74V73H0ZM4 74H5V72H4ZM29 74V73H28ZM80 74V73H79ZM229 74V73H228ZM227 74V75H228ZM237 74V73H236ZM6 75H8V74H6ZM4 76V75H1V76H4L5 77V79H6V77L7 76ZM13 75V74H12ZM29 75H31V74H29ZM58 75H59V73H58ZM200 75V74H199ZM199 75H197V76H199ZM213 75V74H212ZM221 75V74H220ZM9 76V75H8ZM57 76V75H56ZM66 76V75H65ZM201 76V75H200ZM210 76V75H209ZM224 76V75H223ZM238 76V75H237ZM252 76V75H251ZM3 77V78H4ZM10 77H11V73H10ZM13 77H14V75H13ZM16 77V76H15ZM15 77H14V79H15ZM22 76H20V77H17L20 81L22 80V79H20ZM25 77V76H24ZM29 77V76H28ZM34 77V76H33ZM68 76H66V78H67ZM106 77V76H105ZM214 77H215V75H214ZM217 77H218V75H217ZM31 78V77H30ZM30 78H28V79H30ZM62 78V75H61V77H60V79ZM198 78V77H197ZM200 78V77H199ZM221 78V77H220ZM220 78H217V79H220ZM228 78V77H227ZM227 78H226V80H227ZM238 79H239V76L237 77ZM241 78V77H240ZM243 78H244V76H243ZM247 79L249 78V77H246ZM27 79V78H26ZM25 79V81H27ZM90 79V78H89ZM215 79H216V77H215ZM223 79V78H222ZM230 79V78H229ZM232 79H234V78H232ZM32 80H33V78H32ZM75 80V79H74ZM85 80H87V77H86V79ZM92 80V79H91ZM221 80V79H220ZM225 80V79H224ZM240 80V79H239ZM238 80V81H239ZM250 80V79H249ZM248 80V81H249ZM38 81H40V80H38ZM42 81V80H41ZM65 81H66V79H65ZM90 81V80H89ZM198 81V80H197ZM241 81V80H240ZM244 81V80H243ZM255 81V80H254ZM16 82V81H15ZM28 82H30V84H31V80H28ZM37 82V81H36ZM43 82V83H44ZM100 82V81H99ZM226 82V81H225ZM10 83V82H9ZM64 83V82H63ZM231 83V82H230ZM233 83H234V81H233ZM235 83H236V79H235ZM234 83V84H235ZM29 84V83H28ZM29 84V85H30ZM34 85H35V82L33 83ZM41 84H42V82H41ZM45 84H47L46 86H48L49 84L47 83V82H45ZM66 84H67V82H66ZM91 84V83H90ZM224 84V83H223ZM233 84V85H234ZM37 85V84H36ZM225 85V84H224ZM42 86V85H41ZM41 86H40V89L41 90H44V91H46L45 89H47V88H45V89H42V88H44L45 87V85H44V87L42 86V88H41ZM90 86V85H89ZM220 86V85H219ZM218 86V87H219ZM223 86V85H222ZM229 86V85H228ZM31 87V86H30ZM54 87V86H53ZM53 87H52V89H53ZM74 87V86H73ZM230 87H232V86H230ZM92 88H93V85H92ZM221 88V87H220ZM219 88V89H220ZM39 89V88H38ZM39 89V90H40ZM90 89H91V87H90ZM120 89V88H119ZM40 90V91H41ZM48 90H50L49 89V86H48V89H47V91ZM55 90V89H54ZM73 90H75V89H73ZM78 90V89H77ZM95 90H97V89H94V91ZM7 91V90H6ZM10 91H14V90H10ZM36 91V90H35ZM56 91V90H55ZM57 91H58V89H57ZM66 91V90H65ZM65 91H64V93H65ZM109 91V90H108ZM111 91V90H110ZM15 92V91H14ZM23 92V91H22ZM27 92V91H26ZM39 92V91H38ZM49 92H51V91H49ZM59 92V91H58ZM56 92L57 94H59V93H61V92ZM5 93V92H4ZM17 93V92H16ZM37 93V92H36ZM41 93V92H40ZM74 93V92H73ZM76 93V92H75ZM27 94V93H26ZM49 94V93H48ZM47 94V95H48ZM53 95H54V93H52ZM57 94H55L54 95V97H61V95L59 94V96L57 95ZM71 94H72V92H71ZM81 94V93H80ZM98 94V93H97ZM36 95V94H35ZM44 95V94H43ZM63 95V94H62ZM73 95V94H72ZM94 95V94H93ZM96 95V94H95ZM95 95H94V98H95ZM100 95V94H99ZM98 95V96H99ZM2 96V95H1ZM38 96V95H37ZM64 96V95H63ZM62 96V97H63ZM71 96V95H70ZM78 96V95H77ZM97 96V95H96ZM98 96L96 97L97 98V101H98ZM101 96H102V94H101ZM39 97V96H38ZM37 97V98H38ZM48 97H52V96H48ZM65 97V96H64ZM72 97H74V96H72ZM79 97V96H78ZM89 97V96H88ZM18 98V97H17ZM68 98V97H67ZM74 98H77L76 97V95H75V97ZM74 98H73V100H74ZM93 98V97H92ZM95 98V99H96ZM102 97H100V100H102L101 99ZM107 98V96L105 97V99ZM80 99V98H79ZM94 99V100H95ZM125 99H127V98H125ZM65 100H67V99H65ZM89 100H91V99H89ZM100 100H99V102H100ZM103 100H104V96H103ZM107 100H109V103L111 102L110 100L111 99H107ZM116 100V99H115ZM115 100L113 101L112 100V102H115ZM4 101V100H3ZM41 101V100H40ZM77 101H79V100H77ZM83 101V100H82ZM90 102H92V101H90ZM116 102H117V100H116ZM64 103V102H63ZM76 103V102H75ZM80 103V102H79ZM89 103V102H88ZM96 103V102H95ZM101 103V102H100ZM102 103H103V101H102ZM101 103V104H102ZM84 104V103H83ZM86 104H87V102H86ZM103 104H105V103H103ZM133 104V103H132ZM140 104V103H139ZM90 105V104H89ZM92 105H94V104H92ZM112 105V104H111ZM70 106V105H69ZM68 106V107H69ZM72 106V105H71ZM70 106V107H71ZM75 106H77V105H75ZM74 106V107H75ZM79 106V105H78ZM103 106V105H102ZM2 107V106H1ZM81 107V106H80ZM93 107V106H92ZM94 107H97V106H94ZM93 107V108H94ZM100 107V106H99ZM73 108V107H72ZM71 108V109H72ZM101 108V107H100ZM100 108H96V109H99V110H101ZM121 108V107H120ZM86 109V108H85ZM95 109V108H94ZM95 109V110H96ZM105 109H107V107L105 108ZM116 109V108H115ZM69 110H70V108H69ZM79 110H80V108H79ZM93 110V109H92ZM99 110H97L96 112H103V110H101V111H99ZM107 110H110V109H107ZM114 112L115 110H111L110 112ZM70 112V111H69ZM95 112V113H96ZM109 112V113H110ZM155 112H158L157 110L155 111ZM105 113H106V110H105ZM105 113H103V114H105ZM108 113V112H107ZM74 114V113H73ZM99 114H101V113H99ZM102 114V115H103ZM111 115V114H110ZM160 115V114H159ZM83 116V115H82ZM101 116V115H100ZM108 116H109V114H108ZM107 116V117H108ZM112 116V115H111ZM114 116V115H113ZM104 117V116H103ZM83 118V117H82ZM164 119V118H163ZM106 120V119H105ZM112 120V119H111ZM101 121V120H100ZM106 121H108V120H106ZM96 124V123H95ZM139 126V125H138ZM88 127V126H87ZM137 127V126H136ZM22 131V130H21ZM145 132V131H144ZM148 132V131H147ZM141 133H142V131H141ZM149 133V132H148ZM151 133V132H150ZM183 133V132H182ZM180 133H178V135H179ZM186 134V133H185ZM147 134L145 133L144 135H137L136 136V139H137V141H139L140 143H142V142H145V140L146 139H143L145 136H146ZM143 136V137H142ZM155 136V135H154ZM181 136V135H180ZM188 136V135H187ZM148 138H150L149 136H147ZM152 137V136H151ZM185 137V136H184ZM186 138H188V137H186ZM186 138H184L185 140H186ZM231 138V137H230ZM135 139V140H136ZM155 139V138H154ZM144 140V141H143ZM150 140V139H149ZM152 140V139H151ZM151 140H150V142H151ZM158 140V139H157ZM159 140H161V139H159ZM182 140V139H181ZM194 140V139H193ZM154 141H156V140H154ZM153 141V142H154ZM110 142V141H109ZM158 142V141H157ZM157 142H154V143H157ZM162 142V141H161ZM188 142V141H187ZM135 143H137L136 141H135ZM163 143V142H162ZM168 143V142H167ZM261 143V142H260ZM111 144V143H110ZM133 144V143H132ZM129 145H130V143H129ZM133 145H135V144H133ZM139 145V144H138ZM140 145H142V144H140ZM147 145V147L149 146V144H146ZM157 145H158V143H157ZM159 145H160V147L162 148V145H161V143L159 142ZM165 145V144H164ZM163 145V146H164ZM172 145H174V144H172ZM178 145V144H177ZM176 145V148H174V149H177V147H178V149L180 148L179 146H177ZM187 145V144H186ZM212 145V144H211ZM210 145V146H211ZM213 145H215V144H213ZM247 145V144H246ZM264 145V144H263ZM128 146V145H127ZM145 146V145H144ZM150 146L151 147H153L152 145H151V143H150ZM169 146V145H168ZM175 146V145H174ZM192 146V145H191ZM194 146H196V145H194ZM201 146V145H200ZM99 147V146H98ZM97 147V148H98ZM115 147H116V145H115ZM128 147H131V146H128ZM137 147V146H136ZM146 147V146H145ZM150 147V148H151ZM172 147V146H171ZM182 147V146H181ZM184 147V146H183ZM186 147V146H185ZM189 147V146H188ZM215 147H219V146H215ZM231 147V146H230ZM234 147V146H233ZM264 147V146H263ZM100 148H102L101 146L99 147V149ZM111 148H112V146H111ZM116 148H118V147H116ZM120 148V147H119ZM168 148V147H167ZM222 148V147H221ZM129 149V148H128ZM138 149V148H137ZM136 149V151H138ZM144 149V148H143ZM159 149V148H158ZM166 149V148H165ZM169 149V148H168ZM173 149V148H172ZM189 149H190V147H189ZM193 149H194V151L197 149H195V148H192V151H189V152H187V154L189 155V156H191V153L193 152ZM213 149V148H212ZM102 150V149H101ZM101 150H100V152L98 153L97 151L96 152H94V153H92V154H90L89 155V164H88V171L90 172V174L92 175V176H100V175H102V174H108V173H110L111 175L112 174H115L116 175V173L118 174H124V173H127L128 174V177H129V179H130V177H135V176H144V175H147L148 173H149V171L147 172V169H148V164H147V162H149L151 159H149V161H148V158L146 159V161L145 160H141L140 158H138V159H136V160H134V159H132V157H130L129 156V154H128V156L127 157H120L116 152L117 151H113V150H103L104 152H103V155H100L101 154ZM132 150V149H131ZM145 150H147V149H145ZM159 150H161V149H159ZM158 150V151H159ZM163 150V149H162ZM188 150V149H187ZM214 150V149H213ZM222 150V149H221ZM260 150V149H259ZM135 151V150H134ZM133 151V152H134ZM173 151V150H172ZM174 151H176V150H174ZM179 150H177V152H178ZM180 151H181V149H180ZM183 151V150H182ZM199 151H200V147H199ZM201 151H204V150H201ZM200 151V153H201V155L203 156V155H205L204 153H202ZM235 151V150H234ZM247 151H249L248 149L246 150V152ZM252 151V150H251ZM129 152V151H128ZM148 152V151H147ZM149 152H151V151H149ZM163 152V151H162ZM191 152V153H190ZM196 152H197V154H199L198 153V151L196 150ZM224 152V151H223ZM222 152V153H223ZM258 152V151H257ZM256 151H255V153H257ZM119 153V152H118ZM151 153H153L154 154V152H151ZM150 153V154H151ZM164 153V152H163ZM163 153H162V155H163ZM170 153H171V151H170ZM186 152H184V154H185ZM190 153V154H189ZM214 154H215V152H213ZM226 153V152H225ZM227 153H228V150H227ZM227 153H226V155H227ZM253 153V152H252ZM120 154V153H119ZM124 154H126L127 155V153H124ZM145 154H147V153H145ZM144 154V155H145ZM174 154H175V152H174ZM179 154V153H178ZM177 154V155H178ZM183 153H182V156L184 155ZM187 154H186V156H187ZM194 154H196L195 152H194ZM196 154V155H197ZM212 154V153H211ZM224 154V153H223ZM229 154V153H228ZM240 154L241 153H239V155L238 156H240ZM157 155L159 156V154L157 153L156 154V156H154L153 155V157H154V162L156 163L157 161L155 160V158H158L159 159V157H157ZM161 155V154H160ZM170 155V154H169ZM192 155H193V153H192ZM201 155H199V156H201ZM206 155H208V156H210V153L209 154H206ZM216 155V154H215ZM214 155V156H215ZM218 155V154H217ZM220 155H222V154H220V152H219V156ZM234 155V154H233ZM252 155V154H251ZM257 155H259V154H257ZM138 156V155H137ZM141 156V155H140ZM148 156V155H147ZM179 156V155H178ZM181 156V157H182ZM185 156V157H186ZM195 155H193V157H194ZM199 156H197V157H199ZM207 156V157H208ZM219 156H218V158H214L213 157V159H210L209 160V158L207 159L206 157H204V158H206L207 160H206V162L208 161V162H210V163H213V164H215L216 165V167H217V169H218V171H219V175L220 176H222V177H225V179L227 178V180H229V178L231 179V178H235V179H237V180H241V179H238V178H242V179H244L242 176H244L245 177V175H248V177H250V176H252V178L254 179V177H253V175L252 174H257V173H255L256 171H258V172H261V174L262 173H264V166H262L263 165V163H262V165H254V164H250L249 162H246V161H241V162H239V160H241V158L238 160V159H234V157H233V161H232V164H230V162H226V161H224L223 159H221L222 158V156H220V158H219ZM248 156H250L249 154H248ZM166 157H167V154H166ZM180 157V158H181ZM184 157V156H183ZM203 157H200L199 158V160H201V158H203ZM236 157V156H235ZM254 157H256V154H255V156ZM263 157V156H262ZM262 157H260L261 159H262ZM127 158H129V160L127 159ZM141 158L142 159H144V157H142L141 156ZM152 158V157H151ZM162 158H163V156H162ZM168 158H169V156H168ZM187 158V157H186ZM196 159V160H194V161H192L191 159ZM194 158H191V159H189V157L187 158V159H183V158H181V159H178V163H180L181 165H182V168H183V170H182V168L181 167H179L182 171H179V169H173V170H171L173 167H174V165L170 162V164L168 165V166H170L171 167V164H172V168L169 170H167L168 172L170 171L171 173H172V176L171 177H173V178H171V179H173V180H176V179H174L175 178V175L177 176V177H181L182 175H180V173L181 172H185L186 171V173H187V170H189V168L190 169H203L204 168V170L206 169V167H208L209 165H207L206 167H204L205 166V163L206 162H204V161H197V159L198 158H196V157H194ZM204 158L202 159V160H204ZM210 158H212L211 156H210ZM264 158V157H263ZM160 159H161V156H160ZM170 159H172V158H169V160H167L166 158L164 159V160H167V162L168 161H171ZM243 159V158H242ZM256 159H257V157H256ZM255 159V160H256ZM176 160H177V158H176ZM232 160V159H231ZM244 160V159H243ZM161 161H163V160H161ZM173 161H175V160H173ZM222 161V162H221ZM230 161V160H229ZM238 161V162H237ZM261 161V160H260ZM259 161V162H260ZM153 162V163H154ZM159 162L160 161H158V164H159ZM177 162V161H176ZM202 162V163H201ZM203 162H204V164H203ZM257 162V161H256ZM262 162H263V160H262ZM147 164V165H146ZM150 164H152L151 163V161H150ZM158 164L156 165V164H153L154 166L152 167V168H149L148 170H150V172L152 171V173H153V175H155V176H158V178H159V175L161 174V173H164L163 175H165L166 174V169L165 168H163L162 169V167H160V165L162 164V166L164 165L162 162H161V164H159V166H158ZM213 164H211V166L213 165ZM167 165V164H166ZM176 165V164H175ZM152 166V165H151ZM177 166V165H176ZM179 166V165H178ZM163 167H166L167 168V166H163ZM214 167V169H216V167L215 166H213ZM213 167H211V169L210 168H208V169H210V170H214V169H212ZM127 168V171H124V169H126ZM178 168V167H177ZM191 171V170H190ZM195 171H197V170H195ZM201 171V170H200ZM199 171V172H200ZM215 172H217V170H214ZM169 172V173H170ZM183 172V173H184ZM192 172V171H191ZM190 172V173H191ZM198 172V171H197ZM204 172V171H203ZM151 173V174H152ZM171 173H170V175H171ZM188 173H189V171H188ZM193 173H195V172H193ZM193 173H192V175H193ZM218 173V172H217ZM89 174V173H88ZM89 174V175H90ZM110 174H109V177H110ZM196 174V173H195ZM90 175V176H91ZM119 175V176H120ZM126 175V174H125ZM162 175V176H163ZM187 175H189V174H187ZM198 175V174H197ZM197 175H194V176H197ZM200 176L202 175V174H199ZM198 175V176H199ZM215 175V174H214ZM104 176V175H103ZM118 176V177H119ZM155 176H148L149 177V181L146 183L147 185H148V183H150V185H152L151 184V182L153 183V182H155V181H157V180H159L158 178H157V180H156V178H155ZM162 176L160 177L161 179H162ZM166 177H168L169 178V176L166 174L165 175ZM199 176V177H200ZM203 176V175H202ZM201 176V177H202ZM208 176V175H207ZM254 176H257V175H254ZM49 177V176H48ZM108 177V176H107ZM117 177V176H116ZM113 178V176L111 177L112 179H118V178ZM164 177V176H163ZM215 177V176H214ZM222 177L218 180V182H220L221 181V179H222ZM263 177H264V174H263V176L260 178L262 181H263ZM42 178V177H41ZM124 178V177H123ZM186 178H187V176H186ZM186 178H185V180H186ZM192 179H193V177H191ZM191 178H190V183L192 184V180H191ZM196 178V177H195ZM63 179V178H62ZM128 179V180H129ZM146 179H147V177H146ZM160 179V180H161ZM167 179V178H166ZM178 179V178H177ZM201 179V178H200ZM200 179L198 180V181H200ZM203 179V178H202ZM201 179V181H202V183H203V180H205L204 182H208V180L206 181V179L204 178L203 180ZM208 179H209V177H208ZM33 180V179H32ZM36 180V179H35ZM44 180V179H43ZM47 180V179H46ZM59 179H57V181H58ZM73 180V179H72ZM120 180H122L121 178H120ZM124 180V179H123ZM168 180H170V179H167V181ZM188 180H189V178H188ZM194 180V179H193ZM210 180V179H209ZM211 180H213V178L211 179ZM215 180V179H214ZM213 180V181H214ZM42 181V180H41ZM48 181H49V179H48ZM62 182H63V180H61ZM106 181H108V180H106ZM112 181V180H111ZM115 181V180H114ZM181 181H184V180H182V178H181ZM195 181V180H194ZM194 181H193V184H195L196 183V185H200V184H197V178H196V181L197 182H195L194 183ZM200 181V182H201ZM213 181H211V182H213ZM231 182L233 181L234 182V180L232 179V180H230ZM244 181V180H243ZM243 181H241V182H243ZM245 181H246V183H240L242 186H243V189L244 188H247V186L245 185V184H247V185H254V188H255V185L256 186H258V187H261V185H262V183H259V179H254V180H251V179H249V180H246L245 179ZM3 182H4V180H3ZM36 182V181H35ZM46 182V181H45ZM64 182H66V181H64ZM63 182V183H64ZM142 182H144V184L143 185H146L145 184V181H142ZM161 182V181H160ZM160 182H158V183H160ZM169 183H168V185L170 184V185H172L170 182L171 181H168ZM172 182H175V181H172ZM176 182H177V180H176ZM200 182H198V183H200ZM215 182V181H214ZM223 182V181H222ZM232 182V183H233ZM236 182V181H235ZM240 182V181H239ZM48 183V182H47ZM57 183V182H56ZM59 183H61V182H59ZM103 183V182H102ZM157 183V184H158ZM162 183V182H161ZM160 183V184H161ZM166 183V182H165ZM185 183H187V182H185ZM201 183V185H200V187H204L205 188V186H202V185H206V184H209L210 183V181L208 182V183H206V184H202ZM229 183V182H228ZM38 184V183H37ZM41 184V183H40ZM62 184V183H61ZM61 184H60V186H61ZM79 184H81L80 182H79ZM94 184V183H93ZM162 184H164V183H162ZM178 184V183H177ZM192 184V186H193V188H195L194 187V185ZM211 184V183H210ZM212 184H214V183H212ZM222 184H224V183H222ZM221 184V185H222ZM238 184V183H237ZM239 184V185H240ZM264 184V183H263ZM63 185V184H62ZM90 185V184H89ZM165 185V184H164ZM175 185V184H174ZM180 185V184H179ZM227 185V184H226ZM226 185L224 186L225 188H227L228 190L227 191H229V184L227 185V187H226ZM233 185V184H232ZM232 185H230V186H232ZM234 185H235V183H234ZM240 185V186H241ZM260 185V186H259ZM82 186H84V184L82 185ZM153 186V185H152ZM160 186V185H159ZM158 185H157V188L154 186V189L156 188V189H158V187H159ZM177 186V185H176ZM186 186H188V185H186ZM212 186V185H211ZM236 186H238V185H235L234 187H235V189H236ZM242 186H241V188H242ZM246 186V187H245ZM252 186H250V187H252ZM38 187V186H37ZM52 187V186H51ZM74 187V186H73ZM145 187V186H144ZM144 187H142V188H144ZM148 187H149V189H150V186L148 185ZM162 187V186H161ZM165 187H166V185H165ZM180 187V186H179ZM184 187V186H183ZM207 187V186H206ZM215 186L213 185L212 186V189L214 188ZM223 187V186H222ZM233 187V188H234ZM54 188H55V186H54ZM71 188V187H70ZM69 188V189H70ZM78 188V187H77ZM76 188V189H77ZM160 188V187H159ZM232 187H230V190H232L231 189ZM240 187L238 186V189H239ZM253 188V187H252ZM253 188V189H254ZM257 188V187H256ZM264 188V187H263ZM2 189H4V188H2ZM7 189V188H6ZM53 188H51V190H52ZM73 189V188H72ZM82 189V188H81ZM163 189V188H162ZM180 189V188H179ZM206 189V188H205ZM205 189H202V191L203 190H205ZM211 189V191H209L208 192V190H205V191H203L202 192V196L201 197H195V198H197V199H199L200 201L202 200V203H204V206H202V204H201V206L202 207H199L200 205H198V204H196V206L198 205V209L196 208H194L193 206H192V204L194 203V202H197V199H196V201H194L190 206H188V207H186L185 208V206H183L182 208H181V206L179 207L177 204L175 205V209H173L171 206L169 207L170 208V211H172L173 212V218L175 219V222L178 220V221H183V223L187 226V225H191V223L189 224V222H188V219L187 218H185V217H187V215H185V213L187 214H189V213H191V214H194V215H196V217H194V220H201L202 222H203V226H204V229H205V232L207 233V234H211V237H212V239L213 238H218V235H217V233L213 230V229H215L216 227L215 226H217L218 225V221L219 220H221L222 219V215H221V213H223V212H221L224 208L226 209V208H228V207H225L226 205H229L230 203H232L231 201H230V194H231V192H227L226 190H225V192H226V195H224L223 197H221L222 196V191L220 190V192H222V193H219V194H221V196L220 197H218L219 198V200L217 201V203L215 204V202H214V204H212L211 202H209V198H208V196H212L213 195V193L211 194V192L213 191ZM243 189H242V191H243ZM248 189V188H247ZM253 189H251L250 191H248V190H246V189H244V190H246V191H248V193H249V195H248V197L250 196V198L248 199L247 197V200H245L243 197H244V194H241V195H243L242 197H239V198H242V200L243 201H249L250 202V199L253 197H258V196H260V193H259V195H256L257 193L255 192V190H253ZM258 189H260V188H258ZM262 189V188H261ZM28 190V189H27ZM60 190V189H59ZM87 190H89V189H87ZM97 190V189H96ZM95 190V191H96ZM147 190V189H146ZM152 190V189H151ZM209 190H210V188H209ZM222 190H224V189H222ZM1 191V190H0ZM5 191V190H4ZM3 191V192H4ZM8 191H9V189H8ZM11 191V190H10ZM14 191V190H13ZM32 191V190H31ZM30 191V192H31ZM34 191V190H33ZM47 191V190H46ZM65 190H63V192H64ZM67 191V190H66ZM64 192L65 194L64 195H66V193L68 194V192ZM72 191V190H71ZM150 191V190H149ZM155 190H153V192H154ZM175 191V190H174ZM184 191H185V189H184ZM186 191H188L187 189H186ZM191 191H193V190H191ZM218 192H219V190H217ZM233 191H235L234 189H233ZM238 191V190H237ZM240 191V190H239ZM241 191V192H242ZM252 191H254V192H252ZM258 191V190H257ZM261 191V190H260ZM43 192V191H42ZM57 192V191H56ZM63 192L61 193V194H63ZM75 192V191H74ZM77 192V191H76ZM98 192V191H97ZM96 192V193H97ZM194 192V191H193ZM193 192H192V194H193ZM201 192V191H200ZM213 192H215V191H213ZM224 192V193H225ZM241 192H239V194L241 193ZM245 192V191H244ZM252 192V193H251ZM1 193V192H0ZM9 193H11V192H9ZM32 193V192H31ZM51 192L49 191V194H50ZM181 193V192H180ZM182 193H184L183 191H182ZM190 193V192H189ZM243 193V192H242ZM245 193H247V192H245ZM251 193V194H250ZM263 193V192H262ZM3 194V193H2ZM1 194V195H2ZM6 194V193H5ZM12 194V193H11ZM18 194V193H17ZM16 194V195H17ZM33 194V193H32ZM42 194V193H41ZM46 194V193H45ZM45 194H43V196L45 195ZM47 194H48V192H47ZM46 194V195H47ZM53 194V193H52ZM51 194V195H52ZM55 194H57V193H55ZM59 194V193H58ZM105 194V193H104ZM175 194L176 193H174L173 195H174V197H173V199H175V201H178L179 199V202L181 201V198H178L177 196H179V194H176L177 196H175ZM191 194V193H190ZM200 194V193H199ZM253 194L255 195V196H253ZM0 195V196H1ZM21 195V194H20ZM50 195V196H51ZM69 195H71L70 193H69ZM76 196V199H78V200H80V202L82 201H84L85 199L87 200V203H88V201L89 200H91L94 196L92 195V193L90 194H88V193H85V192H83V193H80V194H75ZM97 195V194H96ZM95 195V196H96ZM187 195H189L188 193H186V195H185V197L187 198V199H189V196H187ZM195 195H196V193H195ZM197 195H198V193H197ZM214 195H217V193H215ZM213 195V196H214ZM8 196V195H7ZM33 196V195H32ZM49 195L48 196H46V197H49V198H51L52 199V197H50ZM54 196H56L55 197V199H58L57 198V195H54ZM60 196V195H59ZM109 196V195H108ZM154 196V195H153ZM193 196V195H192ZM240 196V195H239ZM252 196V197H251ZM16 197V196H15ZM22 197V196H21ZM24 197V196H23ZM39 197V196H38ZM40 197H42V196H40ZM40 197L38 198L39 200H40ZM45 197V198H46ZM60 197H62V196H60ZM74 197V196H73ZM97 197V196H96ZM95 197V198H96ZM194 197V196H193ZM192 197V198H193ZM234 197V196H233ZM235 197H236V195H235ZM234 197V198H235ZM261 197V196H260ZM2 198V197H1ZM4 198V197H3ZM7 198V197H6ZM25 198V197H24ZM24 198H23V200H24ZM30 198H34V196L33 197H30ZM37 197L35 196V199H36ZM44 198V197H43ZM63 198H66V196L64 197L63 196ZM63 198H61L62 200H63V202L61 201V199L59 200H57V201H55V199H54V197H53V201H55V204H57L56 202H58V201H60V202H62V203H65V201L67 200V198H69V197H67L66 198V200L64 201V199ZM108 198V197H107ZM110 198V197H109ZM191 198V197H190ZM191 198V199H192ZM217 198V199H218ZM234 198H232V200H234ZM5 199V198H4ZM9 199H10V197H9ZM16 199H17V197H16ZM20 199V198H19ZM94 199V198H93ZM99 199V198H98ZM172 199V198H171ZM170 199V200H171ZM190 199V201H192ZM217 199H215V200H217ZM257 199V198H256ZM7 200V199H6ZM21 200H22V198H21ZM43 200V199H42ZM46 200L48 201L49 199H47L46 198ZM45 200V201H46ZM72 200V202H73V198L71 199ZM70 200V201H71ZM75 200V199H74ZM86 200H85V203H86ZM95 201H96V199H94ZM154 200V199H153ZM199 200H198V202H199ZM213 200H214V198H213ZM236 200H237V198H236ZM235 200V203L237 202ZM257 200H259V197H258V199ZM0 201H2V200H0ZM14 201V200H13ZM32 201V200H31ZM34 201V200H33ZM32 201V202H33ZM44 201V200H43ZM50 201V200H49ZM67 201H69V200H67ZM69 201V202H70ZM76 201V200H75ZM74 201V202H75ZM174 201V200H173ZM238 201H240V199L238 200ZM243 201H241L242 202V204H241V202H239V203H237L238 205L239 204H241V205H243ZM252 201H253V199H252ZM255 201V200H254ZM260 201H261V199H260ZM5 202V201H4ZM10 202V201H9ZM12 202V201H11ZM19 202V201H18ZM22 202V201H21ZM27 202H28V200H27ZM27 202L25 201H23L22 202V205L25 203V204H27ZM31 202V203H32ZM35 202V201H34ZM34 202H33V205H34ZM38 202V201H37ZM52 202V201H51ZM73 202V203H74ZM79 202V203H80ZM91 202H92V200H91ZM108 202V201H107ZM152 202H154V201H152ZM182 202V201H181ZM197 202V203H198ZM256 202V204L257 203H259V202H257V201H255ZM254 202V203H255ZM262 202V201H261ZM14 203V202H13ZM12 203V204H13ZM30 203V202H29ZM41 203V202H40ZM43 203L44 204H46L47 205V203H49V202H42L41 203V206L43 205ZM157 203V202H156ZM234 203V205L236 206V204ZM246 203V205L248 204V202H245ZM245 203H244V207L246 206L245 205ZM251 203V202H250ZM249 203V204H250ZM250 204V205H252V207H250L249 205H247V207H249L250 209L252 208V210H250V212L251 211H253V210H255V209H253V205H255V204ZM16 204V203H15ZM18 204H20V203H18ZM24 204V205H25ZM55 204H53V203H51V206H50V208L52 209V207H54V206H52V205H55ZM71 204V203H70ZM92 204V203H91ZM173 204H175V202H173ZM172 204V205H173ZM195 204V203H194ZM260 204V203H259ZM8 205V204H7ZM23 205V206H24ZM33 205L31 204V208H34V211H35V209H38L39 210V208H35V207H33ZM45 205V206H46ZM49 205H50V203H49ZM49 205H48V207H49ZM57 205H61V203L59 204H57ZM63 205V204H62ZM67 205V204H66ZM83 205V203L81 204V206ZM182 205V204H181ZM231 205V204H230ZM229 205V206H230ZM258 205V204H257ZM264 205V204H263ZM11 206H13V205H11ZM23 206H18V207H20L19 208V210L17 209H14V211L12 212V214H11V216H9V217H7L5 220H4V222H2V223H0L1 224V228H0V264H31L30 263V258L29 257H27L28 256V254H26L25 253V251H24V249L25 248H23L22 247V243L24 242V240H25V237L27 238V237H29L31 234H33V233H37L40 229H42L43 227H49V225L51 224V221L52 220H46V218L44 219L45 220V222H44V220L42 219V221L43 222H41L40 224L41 225H38L39 227H37L36 228V225L34 224V226H33V224H29V225H32V226H29L28 225V223H27V219L26 220H21L20 218H21V213H22V211H24V209H26L25 207H24V209L22 210V208H23ZM27 206H29L30 207V205H27ZM38 206V205H37ZM40 206V205H39ZM38 206V207H39ZM40 206V207H41ZM64 206H65V204H64ZM63 206V207H64ZM70 206V205H69ZM72 206V205H71ZM192 206V207H191ZM195 206V207H196ZM240 206V205H239ZM8 207V206H7ZM17 207V208H18ZM47 206L46 207H41L42 209L43 208H48ZM55 207H57L56 205H55ZM54 207V208H55ZM74 207H77V205H75ZM73 207V208H74ZM80 206H78L77 208H79ZM89 207H90V204H89ZM98 207V206H97ZM232 207V206H231ZM234 207V206H233ZM241 207V206H240ZM244 207H243V209H244ZM255 207H258V206H256L255 205ZM254 207V208H255ZM5 208V207H4ZM31 208H29V209H31ZM53 208V209H54ZM67 208V207H66ZM72 208V207H71ZM82 208V207H81ZM81 208H79V211H80V209ZM93 208V207H92ZM115 208V207H114ZM234 208H236V207H234ZM233 208V209H234ZM237 208H238V206H237ZM1 209V208H0ZM12 209V208H11ZM41 209V210H42ZM50 209V211H51V213L53 214L54 213V211L53 210H51ZM64 209V208H63ZM69 208H67V210H68ZM83 209V208H82ZM96 209V208H95ZM137 209V208H136ZM240 209V208H239ZM248 208H246V210H247ZM261 209V208H260ZM37 210V211H38ZM47 210H49V209H44V211H47ZM54 210H56V208L54 209ZM59 210V209H58ZM64 210H66V209H64ZM63 210V211H64ZM71 210V209H70ZM73 210H77V209H73ZM72 210V211H73ZM92 210V209H91ZM110 210V209H109ZM141 210V209H140ZM143 210V209H142ZM165 210H167V209H165ZM229 210V209H228ZM245 210V209H244ZM244 210H242L243 212H244ZM257 210L259 211V209L257 208ZM4 211V210H3ZM8 211V210H7ZM11 211V210H10ZM32 211V210H31ZM53 211V212H52ZM129 211V210H128ZM227 211V210H226ZM230 211H231V209H230ZM239 211V210H238ZM256 211V210H255ZM2 212V211H1ZM29 212V211H28ZM42 212V211H41ZM88 212V211H87ZM96 212V211H95ZM110 212V211H109ZM236 212H237V209H236ZM240 212H241V209H240ZM254 212V211H253ZM252 212V213H253ZM262 212V211H261ZM4 213V212H3ZM2 213V214H3ZM44 213V212H43ZM49 213V212H48ZM51 213H50V215H51ZM56 213V212H55ZM54 213V214H55ZM82 213V212H81ZM86 213V212H85ZM112 213V212H111ZM132 213V212H131ZM143 212H141V214H142ZM226 213V212H225ZM231 213V212H230ZM247 213V212H246ZM246 213L244 212V214H245V216L244 217H246ZM252 213H250V214H252ZM256 213V212H255ZM263 213V212H262ZM46 214V213H45ZM94 214V213H93ZM124 214V213H123ZM127 214V213H126ZM133 214V213H132ZM227 214L228 213H226V216H227ZM241 214V213H240ZM254 214V213H253ZM260 214V213H259ZM4 215V214H3ZM7 215V214H6ZM10 215V214H9ZM21 215V216H20ZM42 215V214H41ZM49 215V214H48ZM50 215H49V217H50ZM61 215V214H60ZM67 215V214H66ZM80 215V214H79ZM78 215V216H79ZM90 215V214H89ZM138 215V214H137ZM190 215V214H189ZM229 215H232V214H229ZM234 215V214H233ZM237 215H238V217H239V214L237 213L236 214V217H237ZM249 215V214H248ZM255 215V214H254ZM258 215V214H257ZM264 215V214H263ZM263 215H260V216H263ZM40 216V215H39ZM88 216V215H87ZM86 216V217H87ZM121 216V215H120ZM151 216V215H150ZM185 216V217H184ZM226 216H225V219H226ZM242 216V217H243ZM253 216V215H252ZM252 216L250 215V217L252 218ZM0 217H2V216H0ZM23 217V216H22ZM33 217V216H32ZM54 217V216H53ZM67 217V216H66ZM85 217V218H86ZM90 217V216H89ZM105 217V216H104ZM123 217V216H122ZM181 217H184L183 219L181 218ZM229 217V216H228ZM231 217V216H230ZM233 217V216H232ZM231 217V219H233ZM264 217V216H263ZM35 218V217H34ZM52 218V217H51ZM58 218V217H57ZM62 218V217H61ZM65 218V217H64ZM100 218V217H99ZM126 218V217H125ZM131 218V217H130ZM138 218V217H137ZM140 218V217H139ZM149 218V217H148ZM235 218V217H234ZM248 219V217H246V219L245 220H251L252 221V219ZM261 218V217H260ZM1 219V218H0ZM22 219H24V218H22ZM110 219H111V217H110ZM228 219V218H227ZM235 219H238V218H235ZM242 219V218H241ZM37 220V219H36ZM86 220V219H85ZM96 220V219H95ZM98 220V219H97ZM150 220V219H149ZM223 220V219H222ZM228 220H230V218L228 219ZM256 220V219H255ZM29 221V220H28ZM59 221V220H58ZM88 221H90V220H88ZM107 221V220H106ZM126 221V220H125ZM152 221V220H151ZM233 221H236V220H233ZM238 221H239V219H238ZM241 221V220H240ZM254 221V220H253ZM66 222V221H65ZM95 222V221H94ZM111 222V221H110ZM132 222V221H131ZM139 222V221H138ZM163 222V221H162ZM38 223V222H37ZM69 223V222H68ZM87 223V222H86ZM101 223V222H100ZM112 223V222H111ZM92 224V223H91ZM141 224V223H140ZM56 225V224H55ZM96 225V224H95ZM135 225V224H134ZM133 225V226H134ZM151 225V224H150ZM193 225V224H192ZM195 225V224H194ZM194 225H193V230H195L194 228ZM53 226V225H52ZM59 226V225H58ZM66 226V225H65ZM115 226V225H114ZM147 226V225H146ZM81 227V226H80ZM144 227V226H143ZM150 227V226H149ZM179 227V226H178ZM105 228V227H104ZM132 228V227H131ZM134 228V227H133ZM155 228V227H154ZM177 228V227H176ZM60 229V228H59ZM58 229V230H59ZM120 229V228H119ZM126 229V228H125ZM146 229V228H145ZM149 229V228H148ZM217 229V228H216ZM254 229V228H253ZM94 230V229H93ZM157 230V229H156ZM197 230V229H196ZM218 230V229H217ZM50 231V230H49ZM99 231V230H98ZM124 231V230H123ZM210 231H212V233H209ZM230 231V230H229ZM253 232H254V230H252ZM252 231H251V233H252ZM256 231V230H255ZM139 232V231H138ZM144 232H145V230H144ZM40 233V232H39ZM45 233V232H44ZM99 233H100V231H99ZM111 233H112V231H111ZM128 233V232H127ZM133 233V232H132ZM165 233V232H164ZM163 233V234H164ZM179 233V232H178ZM177 233V234H178ZM219 233V232H218ZM224 233V232H223ZM255 233V232H254ZM43 234V233H42ZM98 234V233H97ZM113 234V233H112ZM116 234V233H115ZM122 234V233H121ZM152 234V233H151ZM150 234V235H151ZM158 234V233H157ZM225 234V233H224ZM228 234V233H227ZM47 235H49V234H47ZM61 235V234H60ZM254 235V234H253ZM45 236H46V233H45ZM90 236H92V235H90ZM114 236V235H113ZM132 236V235H131ZM152 236V235H151ZM186 236V235H185ZM255 236V235H254ZM70 237V236H69ZM116 237V236H115ZM127 237V236H126ZM133 237V236H132ZM144 237V236H143ZM227 237H228V235H227ZM43 238V237H42ZM45 238V237H44ZM112 238V237H111ZM110 238V239H111ZM139 238V237H138ZM175 238V237H174ZM220 238V237H219ZM226 238V237H225ZM248 238V237H247ZM251 238V237H250ZM40 239V238H39ZM165 239V238H164ZM223 239V238H222ZM28 240V239H27ZM26 240V241H27ZM31 240V239H30ZM54 240V239H53ZM71 240V239H70ZM113 240V239H112ZM137 240V239H136ZM145 240V239H144ZM166 240V239H165ZM215 240V239H214ZM219 240V239H218ZM32 241H33V239H32ZM31 241V242H32ZM34 241H36V239L34 240ZM33 241V242H34ZM43 241V240H42ZM47 241V240H46ZM79 241V240H78ZM96 241V240H95ZM109 241V240H108ZM130 241V240H129ZM157 241V240H156ZM190 241L191 240H189L188 241V243L186 242V243H182V241H175L174 243H175V264H181V263H189L190 262V259H191V256L194 254V253H196L197 255H207L208 257H209V260L208 259H206V260H208L205 264H225L226 263V261H227V259H225V257L223 256V255H221L220 253H219V249H217V248H214L213 246L216 244L215 242V244L213 245V244H211L210 246L208 245V242H207V245L209 246V247H207L206 246V243H205V245H199L200 246V248H199V251L198 252H195V247L197 246V244H195V245H191L190 244ZM195 241V240H194ZM210 241V240H209ZM220 241V240H219ZM230 241V240H229ZM236 241V240H235ZM235 241H233L232 242V240L230 241V242H232V243H234ZM33 242H32V244H33ZM38 242V241H37ZM36 242V243H37ZM66 242V241H65ZM227 242H228V239H227ZM35 243V242H34ZM36 243L35 244H33V245H36ZM108 243V242H107ZM106 243V244H107ZM198 243V242H197ZM211 243H212V241H211ZM231 243V244H232ZM236 243H237V241H236ZM250 243V242H249ZM28 244V243H27ZM27 244H26V246H27ZM30 244V243H29ZM44 244H46V242L44 243ZM57 244V243H56ZM55 244V245H56ZM66 244V243H65ZM90 244H91V242H90ZM188 244V245H187ZM193 244V243H192ZM218 244V243H217ZM221 244V243H220ZM223 244H225V243H222V245ZM235 244V243H234ZM247 244V243H246ZM24 245H25V243H24ZM23 245V246H24ZM32 245V246H33ZM39 245H41V244H39ZM124 245V244H123ZM128 245H129V243H128ZM139 245V244H138ZM157 245V244H156ZM167 245V244H166ZM213 245V246H212ZM221 245V246H222ZM233 245V244H232ZM245 245V244H244ZM31 246V247H32ZM37 246H38V244L35 246V248H33V252H34V249L36 250V248H37ZM49 246V245H48ZM54 246V245H53ZM88 246V245H87ZM218 246V245H217ZM220 246V247H221ZM241 246V245H240ZM70 247V246H69ZM127 247V245L125 246V248ZM149 247V246H148ZM165 247V246H164ZM226 247H227V244H226ZM233 247V246H232ZM40 249H39V251L40 250H43V249H45L46 250V248H48L47 246L46 247H44V246H41V247H39ZM184 249V248H186V254H181V253H178V250H180V249ZM259 248V247H258ZM38 249V248H37ZM48 249H50V248H48ZM164 249V248H163ZM181 249V250H182ZM198 249V248H197ZM234 249H237V248H234ZM66 250V249H65ZM180 250V251H181ZM223 250V249H222ZM225 250V249H224ZM232 250H233V248H232ZM47 251V250H46ZM51 251V250H50ZM55 251V250H54ZM57 251H59V249H57ZM72 251V250H71ZM104 251H105V249H104ZM121 251V250H120ZM134 251H135V249H134ZM183 251V250H182ZM205 251H206V253H205ZM48 252H49V250H48ZM48 252L46 253V254H48ZM94 252V251H93ZM114 252H115V250H114ZM157 252V251H156ZM225 252V251H224ZM234 252V251H233ZM238 252H239V250H238ZM238 252H235V253H238ZM241 252V251H240ZM251 252V251H250ZM249 252V253H250ZM41 253V252H40ZM44 254H45V252H43ZM43 253H42V255H41V257L43 256V260H42V262H44V263H47L46 262V258H44L45 256L46 257H48L47 255H43ZM51 253V252H50ZM168 253V252H167ZM243 253V252H242ZM58 254V253H57ZM101 254V253H100ZM107 254V253H106ZM132 254V253H131ZM133 254H135V253H133ZM170 254V253H169ZM231 254V253H230ZM253 254V253H252ZM33 255V254H32ZM122 255V254H121ZM139 255V254H138ZM151 255V254H150ZM34 256V255H33ZM101 256V255H100ZM207 256H205V257H207ZM227 256V255H226ZM229 256V255H228ZM234 256V255H233ZM238 256V255H237ZM243 256V255H242ZM241 256V257H242ZM253 256V255H252ZM35 257V256H34ZM151 257H152V255L149 257V259H151ZM203 257V256H202ZM235 257H236V255H235ZM33 258V257H32ZM49 258V257H48ZM154 258V257H153ZM238 258V257H237ZM255 258H257V257H255ZM33 259H35V258H33ZM52 259V258H51ZM133 259V258H132ZM171 259V258H170ZM230 259H232L231 257H230ZM229 259V260H230ZM241 259H243V258H241ZM251 259H252V257H251ZM251 259H249V260H251ZM39 260V259H38ZM148 260V259H147ZM172 260V259H171ZM171 260H170V262H171ZM198 260V259H197ZM257 260V259H256ZM35 261H37V260H35ZM47 261H48V259H47ZM51 261V260H50ZM196 261V260H195ZM230 261H232V260H230ZM238 260H236V262H237ZM246 261V260H245ZM248 261V260H247ZM246 261V262H247ZM41 262V261H40ZM135 262V261H134ZM170 262H168V260H166V262H165V264H169ZM173 262V261H172ZM32 263H33V261H32ZM38 263V262H37ZM230 263V262H229ZM234 263V262H233ZM240 263V262H239ZM242 263V262H241ZM240 263V264H241ZM244 263V262H243ZM261 263V262H260ZM34 264H36V263H34ZM170 264H174V262L173 263H170ZM228 264V263H227Z\"/></svg>", "mask_w": 264, "mask_h": 264}, {"label": "crops", "instance_id": "obj_3", "mask_svg": "<svg viewBox=\"0 0 264 264\" xmlns=\"http://www.w3.org/2000/svg\"><path fill=\"white\" fill-rule=\"evenodd\" d=\"M118 40L119 37H114L105 45L98 43L101 58L106 60L116 80L136 94L137 114L156 135L177 136L184 131L212 144L216 140L228 141L237 136L234 132L238 126L244 127L238 115L228 112L216 100L207 77L201 76L194 81L189 70L168 71L161 66L155 53ZM28 121L30 129L51 149L66 152L74 161L82 160L76 149L75 133L61 128L53 117L44 118L40 113ZM119 190L133 198L142 196L134 180L120 183ZM164 200L160 196L154 199V204L159 206Z\"/></svg>", "mask_w": 264, "mask_h": 264}, {"label": "built area", "instance_id": "obj_4", "mask_svg": "<svg viewBox=\"0 0 264 264\" xmlns=\"http://www.w3.org/2000/svg\"><path fill=\"white\" fill-rule=\"evenodd\" d=\"M144 9L149 17L151 8L154 23L149 25L140 21L141 28L148 29L160 45L159 63L166 70L195 71L205 77L207 74L226 72L221 66L220 32L215 21L207 20V13L219 0H207L202 8L197 9L196 21H173L163 0L154 5L152 0H143ZM227 77V75H225Z\"/></svg>", "mask_w": 264, "mask_h": 264}]
</instances>
